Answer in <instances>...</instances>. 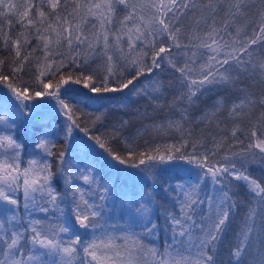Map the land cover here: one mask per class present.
Returning <instances> with one entry per match:
<instances>
[{"label":"snow or ice","instance_id":"1","mask_svg":"<svg viewBox=\"0 0 264 264\" xmlns=\"http://www.w3.org/2000/svg\"><path fill=\"white\" fill-rule=\"evenodd\" d=\"M0 53V264H264V178L250 171L264 168V0H0ZM72 85L92 104L145 97L167 111L137 109L130 132L72 103ZM46 98L59 129L35 103ZM97 157L139 175L117 191ZM162 165L184 175L162 188L160 224Z\"/></svg>","mask_w":264,"mask_h":264},{"label":"trees","instance_id":"2","mask_svg":"<svg viewBox=\"0 0 264 264\" xmlns=\"http://www.w3.org/2000/svg\"><path fill=\"white\" fill-rule=\"evenodd\" d=\"M3 54V53H0ZM165 82L170 79L168 75H163L162 77ZM29 76H25V80H28ZM70 88L74 89L75 91L70 95L69 99L72 103H74L77 107L84 109L85 111H92V112H99L104 111L107 113V119L105 121V124H110L112 121L124 118L131 121L132 127L129 129L130 132L134 131L136 127H140V122L138 118L135 116V111L139 109L141 112L147 110L149 114H151V119L161 120L164 118V112L167 111V109H164L162 112L159 113H153L152 105L150 101L145 97H130L127 103V107L117 104L115 101H105L101 104H92L91 102L85 100L82 95L79 93H82L84 90L80 88L79 86L72 85ZM1 92L6 93V89H0ZM63 91V89H62ZM47 99V98H46ZM162 100L166 103L172 100V94L169 92ZM212 97H202L199 101L198 106H194L191 110L192 117L195 118L196 116L200 115L201 110L208 104L211 103ZM49 103L48 105L51 107V109H54V102L47 100ZM56 111V110H55ZM51 120V124L53 126H56L57 129L61 128L63 126V119L62 117H59L56 115L54 117L49 118ZM151 119L145 122L150 123ZM20 126V124H19ZM27 132H23L19 127L16 129V137L17 139L25 144V159H27V153L29 151L27 145L28 140ZM62 135V133H61ZM82 133H74V136H82ZM179 140V135L175 132L171 133L170 135L163 136V135H155V134H147L139 140V144L141 147L144 146L145 141H147L150 145L155 144H164V143H174ZM117 149L123 153L125 152L124 146L122 144L116 145ZM99 151V150H97ZM93 157H89V159H92ZM81 159H84L83 156H81ZM98 162V167L102 168V175H104L105 179L111 178L112 181H114L117 191L120 189L122 183H128L131 184L130 180H126L124 177L121 178V174L123 175V172H135L137 175H139L138 170L136 169H124L123 166L117 165L116 168H109L107 167L103 160L99 157L96 158ZM181 167L189 168L191 166L189 165H180ZM175 168L174 165H162L158 169V176L159 179L157 180L154 191L156 193L155 196V211L157 213V220L158 223L163 224L164 218L163 216L159 215L161 210V205H167L168 201L166 198V194L162 191V188L166 186V183H175L177 179H179L180 176H183L184 173H175L173 169ZM119 169V171L117 170ZM250 171L252 174L257 178H264V168L259 167L258 165H252L250 168ZM235 183V182H233ZM234 196L241 202V206L236 209V217L235 221L236 224L239 223L241 216L243 212L246 210L244 207V203L248 200L247 190L245 187H239L237 189H234ZM21 216L25 215L23 208L20 209ZM235 224L233 227L235 228ZM232 239V233H228V235L225 237V242L221 248V255L222 257L226 258V250L228 248V244ZM158 247L161 249L164 246V235L161 233L160 238L156 241H153Z\"/></svg>","mask_w":264,"mask_h":264},{"label":"rangeland","instance_id":"3","mask_svg":"<svg viewBox=\"0 0 264 264\" xmlns=\"http://www.w3.org/2000/svg\"><path fill=\"white\" fill-rule=\"evenodd\" d=\"M0 94H3V92L0 91ZM35 103H38V104H47L48 105L49 102L47 101V99H45V101H39V100H37V101H35ZM46 114L48 115V118H51V117H54L56 115V111H55V109H51V107L48 105V112ZM17 127H19L23 132H26V130L24 128V125L22 123H20V126L18 124ZM181 168H185V167H181ZM120 176H121V178L124 177L122 174Z\"/></svg>","mask_w":264,"mask_h":264}]
</instances>
